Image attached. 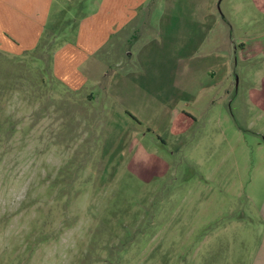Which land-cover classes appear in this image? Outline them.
Returning <instances> with one entry per match:
<instances>
[{
	"label": "rangeland",
	"instance_id": "1",
	"mask_svg": "<svg viewBox=\"0 0 264 264\" xmlns=\"http://www.w3.org/2000/svg\"><path fill=\"white\" fill-rule=\"evenodd\" d=\"M196 9L158 6L155 41L98 53L76 92L51 69L76 20L0 53V264L264 256L247 220L264 189V0H218L203 28Z\"/></svg>",
	"mask_w": 264,
	"mask_h": 264
},
{
	"label": "crops",
	"instance_id": "2",
	"mask_svg": "<svg viewBox=\"0 0 264 264\" xmlns=\"http://www.w3.org/2000/svg\"><path fill=\"white\" fill-rule=\"evenodd\" d=\"M217 2L196 0L195 20L200 21L202 28L208 20L204 16H219L213 11ZM166 4L167 0H0V53L21 56L37 50L47 32L55 36L53 31L62 22L76 20V24L69 25L67 29L73 28L71 34H65L70 35L72 40L54 50L51 58L53 76L76 92L86 81L80 72L82 67H86L98 53L112 56L117 54L120 46L134 45L138 38L146 34L151 36L145 44L155 41V35L159 34L154 22L165 17L163 14L157 17L155 10ZM207 27L208 38L219 36L216 34L218 30L214 33L216 24L211 23ZM55 43L51 41V47ZM125 53L129 59L134 57L130 52ZM94 69L95 65L89 66L90 71ZM84 70L87 71L86 68ZM247 198L253 206L255 198H259L261 203L257 215H250L247 220L258 224L261 236L259 248L264 250V189L251 191ZM252 264H264V256L257 254Z\"/></svg>",
	"mask_w": 264,
	"mask_h": 264
}]
</instances>
